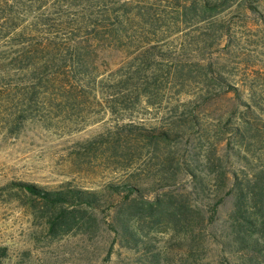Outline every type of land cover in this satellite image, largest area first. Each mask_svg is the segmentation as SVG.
I'll list each match as a JSON object with an SVG mask.
<instances>
[{"label": "rangeland", "instance_id": "374dc122", "mask_svg": "<svg viewBox=\"0 0 264 264\" xmlns=\"http://www.w3.org/2000/svg\"><path fill=\"white\" fill-rule=\"evenodd\" d=\"M207 3L212 14L203 12ZM72 35L91 53L97 89L63 110L51 111L39 99V110L27 113L17 133L6 124L11 110L0 111V246L7 248L2 264H238L225 243L231 194L202 234L173 233L150 225L146 214L134 215L131 223L148 233L149 250L161 254L154 261L145 248L131 249L116 238L101 214L95 232L85 217H76L72 230L53 235L48 220L57 207L20 184L99 191L133 178L173 175V185L158 186L156 194L191 193V205L202 208L213 197L216 172L203 173V195L177 165L196 164L202 171L214 150L212 161L221 160L229 177L226 191L233 177L264 167V0H0V69L23 48L71 43ZM147 52L148 80L154 73L159 80L148 98L116 102L112 113L103 87L133 72ZM182 58L184 66L177 64ZM248 118L257 128L239 133ZM126 123L176 136L145 143L116 133Z\"/></svg>", "mask_w": 264, "mask_h": 264}, {"label": "trees", "instance_id": "16d2710c", "mask_svg": "<svg viewBox=\"0 0 264 264\" xmlns=\"http://www.w3.org/2000/svg\"><path fill=\"white\" fill-rule=\"evenodd\" d=\"M206 7L207 10L203 9V12L212 14L211 4L207 3ZM70 40L71 43L51 40L41 48H23L19 56L11 57L8 64L0 69L2 89L0 111L6 115L8 108L11 110L6 117V124L10 130L17 133L27 118V113L39 110V99L45 100L51 111L57 110L60 106L63 110L71 105V100H78L86 91L92 92L97 89L100 81H97L90 51L76 41L73 35ZM151 55V52L145 53L133 72L114 84L103 87L106 106L112 113L116 111V102L123 105L131 101L139 102L143 97L148 98L150 86L159 80V75L155 73L151 75V80H148L145 71L151 62ZM177 64L184 66V59ZM176 77L177 75L175 79ZM214 80L224 82L219 76H215ZM229 87L237 96L238 91L233 86ZM241 122L243 127L239 133L257 128L256 122L249 118L242 119ZM187 123L184 122V126H188ZM190 126L193 124L190 123ZM116 133L150 144H157L159 141L166 143L176 136V132L173 131L147 129L133 123L120 126ZM100 139L104 141L102 137ZM213 155L214 150H210L209 164H203L205 168L202 171L197 170L196 164H185L183 167L177 165L180 174L189 177L194 187L203 195L208 190L207 174L203 173L207 169L213 170H210L212 173L216 172L213 197L210 198V202L203 204L202 208L191 205L189 197L191 193L183 191L173 193L167 190L160 195L156 194L158 186L173 185L175 181L173 175L158 181L133 178L121 184H109L99 191L68 185L55 190H45L25 183L20 186L27 188L46 206L57 207L56 216L48 220L53 235L72 230L76 217H85L88 228L95 232L99 228L96 214H101L116 238L131 249L145 248L154 261H159L161 254L149 250L150 244L145 240L148 233L143 232L140 224L131 223L134 215L146 214L150 225H165L173 233L187 234L197 230L202 234L206 223L213 220L224 196L231 194L233 203L229 214L226 246L236 256L238 264L260 263L264 259V167L252 172L249 177H233L226 191L229 177L221 160L216 158V161H212ZM150 194L153 195L152 198H148ZM124 201H128L126 206L123 205ZM6 257L7 248L0 246V264Z\"/></svg>", "mask_w": 264, "mask_h": 264}]
</instances>
